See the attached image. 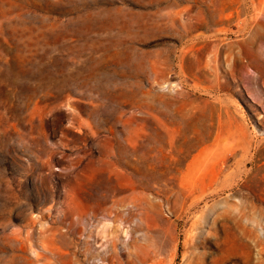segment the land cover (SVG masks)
I'll use <instances>...</instances> for the list:
<instances>
[{"label": "rangeland", "instance_id": "rangeland-1", "mask_svg": "<svg viewBox=\"0 0 264 264\" xmlns=\"http://www.w3.org/2000/svg\"><path fill=\"white\" fill-rule=\"evenodd\" d=\"M254 18L264 0H0V264H264Z\"/></svg>", "mask_w": 264, "mask_h": 264}, {"label": "bare ground", "instance_id": "bare-ground-1", "mask_svg": "<svg viewBox=\"0 0 264 264\" xmlns=\"http://www.w3.org/2000/svg\"><path fill=\"white\" fill-rule=\"evenodd\" d=\"M247 26H251V30H250V33L248 32V39L249 40H254L255 38H262V39H264V23L263 22H261L260 20H258V18H254L252 21H250V22H247V24H246ZM258 38V39H259ZM258 39H255L256 41L255 42H257V40ZM260 40V39H259ZM124 212V211H123ZM116 213H117V211H116ZM125 214V213H124ZM116 215V214H115ZM118 215V214H117ZM116 215V216H117ZM121 215H123V214H121ZM106 223V222H105ZM109 225H110V223L109 222H107ZM107 223L106 224H103L104 226H105V228H107L106 226H107ZM109 225H108V227H109ZM104 226H102V228H104ZM100 231H102V234L105 236V229H102V230H100ZM98 234H100V233H98ZM89 235H87L86 237H88ZM93 257V256H92Z\"/></svg>", "mask_w": 264, "mask_h": 264}]
</instances>
